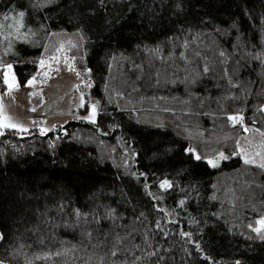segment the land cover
I'll return each mask as SVG.
<instances>
[{"label":"trees","instance_id":"obj_1","mask_svg":"<svg viewBox=\"0 0 264 264\" xmlns=\"http://www.w3.org/2000/svg\"><path fill=\"white\" fill-rule=\"evenodd\" d=\"M12 11L0 89L79 31L97 117L0 127V264H264V0H0V29Z\"/></svg>","mask_w":264,"mask_h":264},{"label":"rangeland","instance_id":"obj_2","mask_svg":"<svg viewBox=\"0 0 264 264\" xmlns=\"http://www.w3.org/2000/svg\"><path fill=\"white\" fill-rule=\"evenodd\" d=\"M19 13L20 11H12L5 14L6 22L0 29V46L5 52L13 51L16 40L27 39ZM46 37L37 63L38 68L24 84L18 82L12 63L4 64L5 87L0 89V125L12 123L21 126L15 129H27L25 132H28L30 128H36L41 133V130L46 132L68 120H96L95 104L82 109L86 85L83 77L76 71V66L84 57L81 33L52 30ZM41 61L44 62L43 67ZM7 65H12L11 69ZM33 78L34 83L29 85L28 81ZM9 84L15 86L9 89ZM241 153L252 159L260 157V152L247 144L241 147ZM229 156L227 152H220L208 157L207 161L218 162ZM262 220L264 215L252 227H263L264 223H258Z\"/></svg>","mask_w":264,"mask_h":264},{"label":"snow or ice","instance_id":"obj_3","mask_svg":"<svg viewBox=\"0 0 264 264\" xmlns=\"http://www.w3.org/2000/svg\"><path fill=\"white\" fill-rule=\"evenodd\" d=\"M19 15H20L21 17H23V16L25 15V13H24V12H20ZM43 63H44V62L41 61V66H42V67H43ZM7 67H8L9 69H11L12 65H7ZM34 81H35V78H33V80H29V81H28V84L31 85V84L34 83ZM5 82L7 83V80H6ZM14 86H15L14 84H9V89L13 88ZM33 110H34V109H33ZM94 111H95V109L93 108V115H94ZM229 119L235 121V120L239 119V117H229ZM0 127L17 128V127H21V126H19V125H17V124H12V123H10V124L0 125ZM22 130L27 131V129H22ZM43 132H44V130H41V134H43ZM188 151H189V152H192V149H188ZM221 158H223V157L221 156ZM195 159L200 160V159H202V157L199 156V155H197V156L195 157ZM208 163H209L212 167H216V166H217L216 162L213 161V160H209ZM244 163H245V164H255L256 161H255V160H252V159H245ZM258 167H260L261 169H264V163H260V164L258 165ZM161 187H162V188H168V187H171V184H170L167 180H165V181L162 182ZM181 203H183V202H181ZM258 223H264V220H262V221H258ZM254 231H259V229H254ZM261 238L264 239V237H261ZM2 239H3V236H2V234H0V240H2ZM37 259H39V257H37Z\"/></svg>","mask_w":264,"mask_h":264}]
</instances>
